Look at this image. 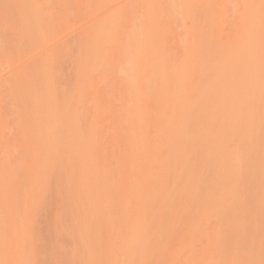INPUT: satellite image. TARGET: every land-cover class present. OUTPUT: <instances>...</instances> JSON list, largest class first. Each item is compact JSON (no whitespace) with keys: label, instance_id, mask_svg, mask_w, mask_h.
<instances>
[{"label":"rangeland","instance_id":"obj_1","mask_svg":"<svg viewBox=\"0 0 264 264\" xmlns=\"http://www.w3.org/2000/svg\"><path fill=\"white\" fill-rule=\"evenodd\" d=\"M228 101L264 113V0H0V264H85L87 254L106 264H190L205 242L186 245L178 234L197 223L207 233L234 229L219 264H264V116L258 126L232 118ZM152 161L165 169L144 172ZM91 174L92 187L108 191L104 206L93 201L84 222L65 225L84 197L77 179ZM133 189L146 212L129 202ZM71 224L79 235L67 242ZM90 230L97 243L75 252Z\"/></svg>","mask_w":264,"mask_h":264},{"label":"bare ground","instance_id":"obj_2","mask_svg":"<svg viewBox=\"0 0 264 264\" xmlns=\"http://www.w3.org/2000/svg\"><path fill=\"white\" fill-rule=\"evenodd\" d=\"M263 42V41H262ZM261 42V43H262ZM261 45H263V44H261ZM255 46V45H254ZM258 47H259V45H257ZM261 48V47H260ZM257 50V49H256ZM162 60V59H161ZM258 64V63H257ZM258 66V65H257ZM259 67V66H258ZM153 82V81H152ZM144 83V82H143ZM148 85H149V83H147ZM154 84V83H153ZM152 84V85H153ZM203 84V83H202ZM207 84V83H206ZM137 85V84H136ZM141 85V84H140ZM146 85V84H145ZM200 85V84H199ZM199 85H198V87H199ZM157 86V85H156ZM170 86V85H169ZM168 86V87H169ZM202 86V85H201ZM200 86V87H201ZM204 86H205V83H204ZM167 87V85L165 86L164 85V88H166ZM172 87V86H171ZM203 87V86H202ZM135 88V87H134ZM137 89H138V87H136ZM135 88V89H136ZM140 88H142V89H146V91H148L147 90V86L146 87H143V85L142 86H140L139 87V91H140ZM149 88V87H148ZM155 88V87H154ZM158 88H159V86H158ZM163 88V87H162ZM161 88V89H162ZM163 88V89H164ZM170 88V87H169ZM151 89V88H150ZM172 89V88H171ZM174 89V88H173ZM172 89V90H173ZM191 89H192V87H191ZM241 89V88H240ZM123 90V89H122ZM125 90H128L127 88L125 89ZM132 90L133 91H131V90H129V91H126V93H125V95H123L124 97H125V99L126 100H130L132 97L134 98L136 95H137V93L134 95L133 93H134V89L132 88ZM156 90V89H155ZM165 90V89H164ZM163 90V91H164ZM169 90V89H168ZM171 90V91H172ZM197 90V89H196ZM145 91V92H146ZM158 91V90H157ZM176 91V90H175ZM174 91V92H175ZM121 92V91H120ZM156 92V91H155ZM154 92V93H155ZM170 92V91H169ZM139 93V92H138ZM150 93H152V90H151V92H150V90H149V95H150ZM159 93V92H158ZM157 93V94H158ZM161 93V92H160ZM176 93V92H175ZM238 93H240V92H238ZM245 93H247V92H245ZM122 94V93H121ZM156 94V93H155ZM233 94V93H232ZM241 94V93H240ZM243 94V93H242ZM134 95V96H133ZM230 95H231V93H230ZM247 95V94H246ZM120 96H122V95H120ZM120 96H119V98H120ZM233 97V96H232ZM251 97V96H250ZM229 100V99H228ZM123 101H124V99H123ZM127 101V102H128ZM131 101H129V103H130ZM228 103H229V106L227 105L226 107H227V109L229 110V112L231 113V114H229V115H231L232 116V118H233V116L234 117H236V118H245V120H249V121H251V122H253V123H255V125H256V123L257 122H261V119H262V117L264 116V113L263 114H260V112L258 113L257 111H243V110H239V109H235V107L234 108H232L231 106H230V104H232V103H230L229 101H228ZM220 104H222V103H220ZM226 103H224V105H225ZM257 104V103H256ZM262 104V103H261ZM261 104H258V106L259 105H261ZM128 105V104H127ZM220 109H221V106H220ZM253 109V108H252ZM248 110V109H247ZM251 110V109H250ZM256 110V109H255ZM262 111H264L263 109H262ZM138 114V113H137ZM190 114V113H189ZM191 115V114H190ZM189 117V116H188ZM230 118V117H229ZM232 118H230V120L232 119ZM247 118V119H246ZM264 118V117H263ZM191 120V119H190ZM241 120V119H240ZM242 121V120H241ZM248 121V122H249ZM233 122V121H232ZM243 122H244V119H243ZM262 124H263V121H262ZM254 125V124H253ZM254 125V126H255ZM256 126H258V124L256 125ZM264 126V125H263ZM261 127H262V125H261ZM205 129V128H204ZM263 129V128H262ZM263 135V134H262ZM264 136V135H263ZM192 137V136H191ZM179 139V138H178ZM263 139H264V137H263ZM168 140H170V138L168 139ZM190 140V139H189ZM192 140H193V138H192ZM196 140V139H195ZM149 141H150V139H149ZM155 141V140H154ZM160 141V140H159ZM162 141V140H161ZM164 141H165V139H164ZM175 141V140H174ZM184 141V140H183ZM202 141V140H201ZM151 142H152V140H151ZM182 142V141H181ZM200 142V141H199ZM199 142H196V143H199ZM202 142H204V141H202ZM212 142V141H211ZM148 143H150V142H148ZM154 144H155V142H153ZM158 143V142H157ZM165 143H167V142H165ZM169 143V142H168ZM176 143V142H175ZM190 143V142H189ZM191 143H193V142H191ZM215 143V142H214ZM217 143H218V141H217ZM177 144H179V143H177ZM153 145V144H152ZM160 144H158V146H159ZM171 145H172V143H171ZM170 145V146H171ZM173 145H175V144H173ZM182 145H184V144H182ZM182 145H180V146H182ZM204 145H205V143H204ZM210 145H211V143H210ZM260 145V144H259ZM41 146V144H38L37 146H36V148H34L35 149V151H37V150H39L37 147H40ZM155 147L157 146V145H154ZM162 146H165L164 144L162 145ZM207 146V145H206ZM209 146V145H208ZM207 146V148H209ZM213 146H214V144H213ZM212 146V147H213ZM218 146V145H217ZM148 147H149V145H148ZM153 147V146H152ZM167 147H168V145H167ZM174 147V146H173ZM173 147H171V149L173 148ZM176 147H178V145L176 146ZM150 148V147H149ZM162 148V147H161ZM164 148V147H163ZM166 148V147H165ZM168 148H170V147H168ZM175 148V147H174ZM187 148V147H186ZM189 148H190V146H189ZM188 148V149H189ZM197 148V147H196ZM195 148V149H196ZM203 148H205V147H203ZM213 148H215V147H213ZM157 149V148H156ZM167 149V148H166ZM177 149V148H176ZM194 149V148H193ZM192 149V150H193ZM200 149V148H199ZM152 150H154V148L152 149ZM214 150H216V149H214ZM172 151V150H171ZM186 151V150H185ZM191 151V150H190ZM202 151H203V149H202ZM154 151H151V153H153ZM159 152V151H158ZM162 152V151H161ZM166 152V151H165ZM201 151H196L195 153L196 154H198L199 155V153H200ZM206 152V151H205ZM205 152H201L203 155H204V153ZM249 152V151H248ZM188 153V152H187ZM213 153H214V151H213ZM216 153V152H215ZM104 154V153H103ZM103 154H101V155H103ZM162 154H164V153H162ZM190 154V153H189ZM91 155V154H90ZM154 155H155V153H154ZM158 155V154H157ZM192 155H194L195 156V154L194 153H192ZM211 155H212V152H211ZM84 156H87V154L86 155H84ZM107 156V155H106ZM188 156V155H187ZM90 157H92V156H90ZM155 157H156V155H155ZM155 157H154V159H155ZM161 157V156H160ZM197 157V156H196ZM196 157H195V159H196ZM201 157V156H200ZM203 157V156H202ZM202 157L200 158V159H202ZM247 157V156H246ZM259 157H261V156H259ZM86 158H89V157H86ZM93 158V157H92ZM99 158V156L97 157V159ZM252 158V157H251ZM84 159V158H83ZM90 159V158H89ZM94 159V158H93ZM96 159V160H97ZM153 159V158H152ZM159 159V158H158ZM184 159V158H183ZM183 159H182V162H183ZM162 160V159H161ZM188 160H190V159H188ZM258 160V159H257ZM262 160V159H261ZM84 161V160H83ZM88 161V160H87ZM87 161H85V162H87ZM93 161V160H92ZM197 161H198V159H197ZM197 161H196V163H197ZM202 161V160H201ZM187 162V164H188V161H186ZM192 162V161H191ZM259 162H261L260 160H259ZM258 162V163H259ZM89 163V162H88ZM90 163H91V161H90ZM157 163H158V161H157ZM176 163H178V162H176ZM181 163V162H180ZM190 163V162H189ZM194 163H195V161H194ZM203 163H205V162H203ZM210 163V162H209ZM147 164V163H146ZM182 164V163H181ZM140 165V167H142L141 166V164H139ZM138 165V166H139ZM173 165H175V164H173ZM177 165V164H176ZM175 165V166H176ZM184 165V164H183ZM189 165V164H188ZM199 165H201V164H199ZM206 165V164H205ZM204 165V166H205ZM211 165V164H210ZM209 165V166H210ZM167 166V165H166ZM174 166V167H175ZM185 166V165H184ZM87 167V166H86ZM149 167H151V168H154L155 170H159V169H162L163 170V168L165 169V167L164 166H162L161 168L154 162V161H152V163H149V166L147 167H143L144 168V172H147V170H148V168ZM173 167V166H172ZM174 167H173V169H174ZM193 167V166H192ZM192 167H191V170H193L192 169ZM207 167V166H206ZM213 167H214V165H213ZM99 168V167H98ZM105 168V167H104ZM104 168H102V169H104ZM186 168V167H185ZM194 168V167H193ZM195 168L197 169V167L195 166ZM217 168V167H216ZM100 169V168H99ZM99 169H96L97 171L99 170ZM101 169V170H102ZM169 169V168H168ZM176 169V168H175ZM179 169V168H178ZM178 169H177V171H178ZM189 169V168H188ZM188 169H187V171H188ZM195 169V170H196ZM199 169H200V166H199ZM204 169H205V167H204ZM206 169H208V168H206ZM101 170H100V172H101ZM106 169H104V171H105ZM118 170V169H117ZM138 170V169H137ZM211 169H210V167H209V171H210ZM251 170V169H250ZM249 170V171H250ZM103 171V172H104ZM126 171V170H125ZM141 171H143V170H141ZM165 171V170H164ZM163 171V172H164ZM185 171V170H184ZM242 171V170H241ZM102 172V173H103ZM117 172V171H116ZM118 172H119V170H118ZM174 172V171H173ZM179 172V171H178ZM191 172V171H190ZM193 172V171H192ZM203 172H206V171H203ZM208 172V171H207ZM217 172H218V169H217ZM217 172L215 173V174H217ZM243 172V171H242ZM252 172V171H251ZM40 173V172H39ZM119 173H122V172H119ZM161 173H162V171H161ZM211 173V172H210ZM210 173H209V175H210ZM37 174V173H36ZM87 174V173H86ZM94 174H96V172L94 173ZM93 174V175H94ZM115 174V173H114ZM142 174H144L143 172H142ZM178 174V173H177ZM184 174V173H183ZM191 174V173H190ZM204 173H202V175H203ZM248 174V173H247ZM251 174L252 173H250V176H251ZM21 175V174H20ZM32 175V174H31ZM40 175V174H39ZM84 175V174H83ZM109 175V174H108ZM167 175V174H166ZM170 175V174H169ZM189 175V174H188ZM200 175H201V173H200ZM206 175V174H205ZM221 175V174H220ZM241 175V174H240ZM12 176V175H11ZM10 176V177H11ZM95 176V175H94ZM97 177H98V173H97V175H96ZM104 176V175H103ZM185 176V175H184ZM196 176V175H195ZM204 176V175H203ZM244 176V175H243ZM15 177V176H14ZM31 177V176H30ZM36 177V176H35ZM92 174L91 175H89L88 177H79L80 179H77V181H78V184L79 185H82L81 187H83V189H84V191H83V196L84 197H82L81 198V200L83 199V200H85L86 199V202H84L83 200L80 202V203H82L81 205H79V208H77V209H75V211L74 210H70L71 212H74V213H70V214H65L64 213V215L65 216H62L63 217V222H65V225H66V223H68V222H70V220H72L74 217H76L77 218V215L79 216L78 217V219H75V220H78L79 221V219H80V217H81V220L83 221V216H85L88 212H90V210H91V208H93V204H91L93 201H96L95 203L96 204H99V205H102V206H104L102 203H100L101 201H103V198L104 197H106L107 198V195L108 194H106L107 192H105V190H104V188H103V190L101 189V190H98V188L97 189H94L92 186H93V182H94V180H95V178H94V180L92 181ZM114 177V176H113ZM170 177H172L171 175H170ZM180 177V176H179ZM193 177H194V175H193ZM196 177H198V173H197V176ZM202 177V176H201ZM207 176H205L204 178H206ZM246 177V176H245ZM248 177V176H247ZM37 178H39V176H37ZM36 178V179H37ZM187 178V177H186ZM219 178V177H218ZM230 178V177H229ZM229 178L227 177V179L229 180ZM118 179V178H117ZM116 179V180H117ZM197 179V178H196ZM202 179V178H201ZM243 179V178H242ZM31 180H32V178H31ZM40 180V179H39ZM38 180V181H39ZM168 180H170V179H168ZM178 180V179H177ZM224 180V179H223ZM228 180H227V182H228ZM241 180V179H240ZM245 180V179H244ZM247 180V179H246ZM76 181V182H77ZM126 181V180H125ZM166 181V180H165ZM172 181H176V180H173V178H172ZM193 181H194V179H193ZM201 181H203V180H201ZM221 181V180H220ZM232 181V180H231ZM33 182H35L36 183V181H33ZM171 182V181H170ZM177 182V181H176ZM199 182V181H198ZM204 182H205V180H204ZM203 182V183H204ZM236 182V181H235ZM32 183V182H31ZM35 183H33V185H35ZM110 183V182H109ZM117 182H115V184H116ZM123 183V182H122ZM167 183V182H166ZM190 183V182H189ZM193 183V182H192ZM191 183V184H192ZM225 183V182H224ZM244 183V182H243ZM95 184V183H94ZM115 184H112V185H114V186H112L111 185V189H110V191L112 192V194H114L115 193V191H116V189H115ZM119 184V183H118ZM117 184V185H118ZM170 184V183H169ZM195 184V183H194ZM193 184V185H194ZM198 184V183H197ZM200 184V183H199ZM199 184H198V186H199ZM226 184V183H225ZM230 184H232V183H230ZM235 184V183H234ZM233 184V185H234ZM77 185V184H76ZM167 185V184H166ZM200 185H202V184H200ZM24 186V185H23ZM32 186V185H31ZM59 186V185H58ZM108 186V185H107ZM110 186V185H109ZM123 186V185H122ZM124 186H125V183H124ZM127 186H128V184H127ZM127 186H125L126 188H127ZM170 186V185H169ZM62 187V186H61ZM79 187V186H78ZM77 187V188H78ZM118 187V186H117ZM133 187V186H132ZM40 188V187H39ZM49 188H51V187H49ZM53 188V187H52ZM51 188V189H52ZM56 188V187H55ZM59 188V187H58ZM109 188V187H108ZM122 188V187H121ZM120 188V189H121ZM135 188H137V185H136V187ZM142 188V187H141ZM144 188V187H143ZM191 188V187H190ZM190 188H188V189H190ZM198 188V187H197ZM196 188V190H192V188H191V190L192 191H195V192H197V190L199 189H197ZM23 189V188H22ZM130 189V188H129ZM156 189V188H155ZM161 189V188H160ZM185 189V188H184ZM194 189V188H193ZM21 190V189H20ZM43 190V189H42ZM50 190V189H49ZM108 190V189H107ZM118 190V189H117ZM122 190V189H121ZM124 190V189H123ZM144 190V189H143ZM157 190V189H156ZM163 190V189H162ZM53 191H56V190H53ZM60 191V190H59ZM64 191V190H63ZM127 193H128V188H127ZM148 191V190H147ZM187 191V190H186ZM190 191V190H189ZM191 191V192H192ZM199 191V190H198ZM20 192V191H19ZM110 192V193H111ZM123 192V191H122ZM129 192H131V197H130V195L129 194H127V195H129L128 197H130V199H128V198H126V200L128 199L129 200V202L131 201L132 202V204L131 203H129V202H127V203H129V204H131L135 209H138L139 210V212H140V210H144L145 209V212H146V209L147 208H145L144 206H142L141 205V203H140V200H141V192L138 190V189H133L132 191H130L129 190ZM161 192V191H160ZM181 192V191H180ZM195 192H193V194H195ZM222 192H223V190H222ZM27 193V191L25 192V191H23V192H21L20 193V199H22L23 201H26L25 202V206H27L26 205V203H27V200H25V196L27 195L26 194ZM41 193H43V192H41ZM117 193V192H116ZM163 193V192H162ZM186 193V192H185ZM198 193V192H197ZM201 193H203V191L201 192ZM207 193V192H206ZM219 193H221V192H219ZM18 194V193H17ZM30 193H28V196H30L29 195ZM50 194V193H49ZM49 194H47V195H49ZM56 194V193H55ZM146 194V193H145ZM159 194V193H158ZM178 194V193H177ZM176 194V195H177ZM183 194H184V192H183ZM189 194V193H188ZM208 194V193H207ZM59 195V194H58ZM63 195V194H62ZM115 195V194H114ZM160 195V194H159ZM165 195V194H164ZM185 195V194H184ZM187 195V194H186ZM203 195V194H202ZM201 195V196H202ZM205 195V194H204ZM109 196H113V195H109ZM116 196H117V194H116ZM143 196H144V193H143ZM149 196V195H148ZM155 196V195H154ZM178 196H180L179 194H178ZM193 196V195H192ZM201 196H200V198H201ZM218 196V195H217ZM44 197V196H43ZM50 197H51V194H50ZM49 197V198H50ZM157 197V196H156ZM166 197H167V195H166ZM185 197V196H184ZM187 197V196H186ZM194 197H198V196H194ZM208 197H211V196H209L208 195ZM207 197V198H208ZM47 199H48V197H46ZM45 198V199H46ZM85 198V199H84ZM155 198V197H154ZM160 198V197H159ZM165 198V197H164ZM172 199L173 198H175V196L174 197H171ZM177 199H178V197H176ZM181 198H183L182 196H181ZM190 198H192V197H190ZM196 198H195V200H196ZM203 198V197H202ZM215 198V197H214ZM63 199V198H62ZM105 199V198H104ZM111 199V198H110ZM123 199V198H122ZM121 199V200H122ZM162 199V198H161ZM168 199V198H167ZM185 199V198H184ZM184 199H183V201H184ZM189 198H187L186 200H188ZM194 199V198H193ZM217 199H218V197H217ZM50 200H51V198H50ZM80 200V199H79ZM125 200V199H124ZM157 200V199H156ZM160 200V199H159ZM176 200V199H175ZM198 200V199H197ZM200 200V199H199ZM203 200V199H202ZM23 201H21L22 203H24ZM42 201V200H41ZM45 201V200H44ZM142 201V200H141ZM176 201H180V200H176ZM207 201H208V199H207ZM219 201V200H218ZM48 202H50V201H48ZM164 202H165V199H164ZM163 202V203H164ZM170 203H172L171 202V200L169 201ZM187 202V201H186ZM192 202H194L193 200H192ZM202 202V201H201ZM211 202V201H210ZM41 203H46L47 205H45V206H47L48 207V203H47V200H46V202H41ZM40 203V204H41ZM104 203V202H103ZM126 203V204H127ZM166 203H168V202H166ZM175 203V202H174ZM188 203V202H187ZM205 203V202H204ZM29 204V203H28ZM50 204H51V202H50ZM186 204V203H185ZM184 204V205H185ZM192 204V203H191ZM190 204V205H191ZM194 204H195V202H194ZM197 204V203H196ZM21 205H23V204H21ZM31 205V204H30ZM77 205V206H78ZM91 205H92V207H91ZM99 205H97L98 207H99ZM106 205H107V203H106ZM168 205V204H167ZM180 206H181V204H179ZM219 205V204H218ZM34 206H36V205H34ZM34 206H32L31 205V207H27V210H25V212L26 213H28L27 215H31V213L33 214V212L35 211V209L37 210L38 208L37 207H34ZM95 206V205H94ZM151 206V205H150ZM160 206H161V202H160ZM186 206H188V205H186ZM193 206H195V205H193ZM201 206V205H200ZM21 207H24V205L23 206H21ZM108 207V206H107ZM154 207V206H153ZM159 207V206H158ZM162 207L163 206H161V207H159V208H161L162 209ZM167 207V206H166ZM166 207H163L164 208V212H165V208ZM50 205H49V210H50ZM65 208V207H64ZM170 208V207H169ZM189 208H191V207H189ZM193 208V210H194V207H192ZM45 209H46V207H45ZM45 209H43V210H45ZM48 209V208H47ZM156 209H157V206H156ZM180 209V208H179ZM182 209V208H181ZM186 209V208H185ZM196 209V208H195ZM200 209V208H199ZM43 210L41 209V211L43 212ZM51 210H52V208H51ZM93 210V209H92ZM95 210V209H94ZM97 208H96V212H97ZM104 210V209H103ZM109 210V209H108ZM158 210V209H157ZM160 210V209H159ZM182 210H184V209H182ZM188 211H186V212H189V209H187ZM22 211V210H21ZM99 211H100V208H99ZM135 211V210H134ZM163 211V210H162ZM161 211V212H162ZM166 211H167V209H166ZM191 211V210H190ZM36 212V211H35ZM34 212V213H35ZM47 212H49V211H47L46 210V212H44V213H47ZM68 212V211H67ZM93 213H94V211H92ZM103 212V211H102ZM106 212V211H105ZM104 212V213H105ZM110 212H111V209H110ZM138 212V211H137ZM149 212V211H148ZM154 212V211H153ZM152 212V213H153ZM197 212H198V210H197ZM21 213V212H20ZM103 213V214H104ZM107 213H108V211H107ZM150 213H151V210H150ZM158 213H160V212H157V214ZM163 213V212H162ZM193 213H194V211H193ZM196 213V212H195ZM89 214V213H88ZM111 214V213H110ZM136 214V213H135ZM155 214V213H154ZM165 214V213H164ZM196 214H198V213H196ZM29 215V216H30ZM97 215H99L100 216V219H101V217L103 218V215L102 214H98V212H97ZM102 215V216H101ZM104 215H106V214H104ZM146 215H147V213H146ZM146 215H144V217L146 216ZM199 215V214H198ZM32 216V215H31ZM48 216V215H47ZM56 216V215H55ZM54 216V217H55ZM89 216V215H88ZM91 216L92 217H94L95 216V214H93L92 215V213H91ZM90 216V217H91ZM155 216V215H154ZM153 216V217H154ZM157 216H159V214L157 215ZM160 216H161V214H160ZM176 216H178V215H176ZM33 217H35V215H33L32 216V219H33ZM62 217H60V219L62 218ZM89 217V218H90ZM98 217V216H97ZM97 217H95V218H97ZM105 218H106V216H104ZM109 217V216H108ZM150 217H152V216H150ZM162 217H164L165 218V216H161V218ZM175 217V216H174ZM57 218V217H56ZM111 218H113V217H111ZM154 218H156V217H154ZM173 218V217H172ZM178 218V217H177ZM200 218H201V216H200ZM60 219H59V221H60ZM129 219V218H128ZM147 219V218H146ZM158 219V218H157ZM167 219H169V218H167ZM86 220V219H85ZM102 220V219H101ZM148 220V219H147ZM152 220H153V218H152ZM162 220V219H161ZM160 220V222H162ZM174 220V219H173ZM172 220V222L173 223H169V224H171V226L173 225V226H176L175 225V221H173ZM196 220V219H195ZM58 221V220H57ZM94 221H96L95 219H94ZM105 221H106V219H105ZM105 221H104V223H105ZM150 221H151V219H150ZM155 221V223H156V221L158 222V220H154ZM165 221H166V219H165ZM84 222V221H83ZM83 222H80V224L81 223H83ZM98 222H100V223H98V225L99 224H101V221H98ZM107 222V221H106ZM153 222V221H152ZM179 222V221H178ZM60 223H62L61 221H60ZM79 223V222H78ZM95 223V222H94ZM109 223V222H108ZM130 223H131V221H130ZM155 223H153L154 225H155ZM166 224H167V222H165ZM80 224H78V226L80 225ZM97 224V223H96ZM95 224V225H96ZM144 224V223H143ZM148 224V223H147ZM146 224V225H147ZM153 224L151 223V225L153 226ZM159 224V223H158ZM177 224V223H176ZM64 225V226H65ZM69 225H70V223H69ZM74 225V224H73ZM102 225H103V223H102ZM125 225V224H124ZM146 225H144V226H146ZM150 225V226H151ZM160 225V224H159ZM61 226V225H60ZM68 226V225H67ZM77 225H75V227H76ZM78 226H77V229H78ZM82 226V225H81ZM85 226V225H84ZM87 226V225H86ZM92 226H94V225H92ZM91 226V227H92ZM100 227L99 228H101V225H99ZM157 226V225H156ZM167 226H168V224H167ZM70 228H68V227H66V229H69V230H67L68 232H67V234H66V236H65V238L66 237H69V239H67L66 238V241L68 242L69 240H72V238H74V236H76L77 238H78V233L75 235V227L74 226H72V224H71V226H69ZM83 227V226H82ZM97 227V228H96ZM110 227V226H109ZM142 227V226H141ZM158 227V226H157ZM156 227V228H157ZM161 227V226H160ZM233 227V226H232ZM61 227H59V230H61L60 229ZM93 228V227H92ZM95 228L96 229H99L98 228V226H95ZM102 228H105V227H103L102 226ZM101 228V229H102ZM147 228H150L149 226L147 227ZM146 228V229H147ZM155 228V229H156ZM159 228V227H158ZM166 228V227H165ZM167 228H169V227H167ZM228 228V227H227ZM58 229V228H57ZM56 229V230H57ZM65 229V230H66ZM81 229V228H80ZM121 229V228H120ZM140 229V228H139ZM146 229H145V231H146ZM153 229V228H152ZM160 229V228H159ZM175 229V228H174ZM191 229V228H190ZM225 229V228H224ZM28 230H30V229H28ZM27 230V231H28ZM56 230H54L55 231V234H56ZM58 230V231H59ZM65 230H63L62 231V233H63V235H64V233L66 232ZM83 230H85L84 228H83ZM87 230H88V228H87ZM95 230V229H94ZM93 230V231H94ZM106 230V229H105ZM150 230H151V228H150ZM234 229L233 228H229V229H225V230H223L222 231V229L221 230H217V232H216V230H215V233H207V232H205V230L204 231H202L199 227H198V223H197V225H195V226H193L192 227V229L191 230H188L187 229V231H185V230H183L182 232L181 231H179L178 230V226H177V233H178V231H179V240H180V242L181 243H185L186 245L188 244V243H196V242H199V243H201V245L204 243V245L206 244V243H208V245L206 246H200L199 248V250H197V251H199L198 253V257H197V260L196 259H194V262L193 263H190V264H219L220 262H222V261H225L226 259H227V257L231 254V253H229V254H225L224 253V255H222V253L225 251V250H223L222 251V248H226V250L228 251V249L232 246V240H233V234H234V231H233ZM31 231H32V229L30 230V233H31ZM57 231V232H58ZM77 231V230H76ZM79 231V230H78ZM91 231V230H90ZM90 231H88L89 232V234H87L88 236V239H81L80 238V240L79 239H77V240H74V241H76V246H77V248H76V250L77 251H75V252H77V253H79L80 251H81V249H86L87 247L86 246H88V248H90L89 246L91 245H94L95 243H97V242H95L94 241V239H95V237H94V234H96V233H94L93 234V232H92V234H91V232ZM96 231V230H95ZM103 231V230H102ZM123 231H125L124 229H123ZM132 231V230H131ZM144 231V232H145ZM149 231V230H148ZM159 231V230H158ZM163 231V230H162ZM176 231V230H175ZM29 232V231H28ZM27 232V233H28ZM80 232V231H79ZM97 232H98V234H102V232H100L99 233V231L97 230ZM108 232V231H107ZM127 232V231H126ZM142 232V231H141ZM151 232V231H150ZM170 232V231H169ZM26 233V234H27ZM61 233V231L60 232H58V234H60ZM85 233H87V231H85ZM84 233V234H85ZM153 234H154V232H152ZM151 233V234H152ZM165 233H167V232H164L163 233V235H166ZM171 233V232H170ZM173 233H175V232H173ZM173 233H172V235H173ZM176 233V234H177ZM134 234V233H133ZM132 234V235H133ZM140 234V233H139ZM146 234V233H145ZM151 234H150V236H151ZM152 234V235H153ZM175 234V235H176ZM157 235V234H156ZM161 235V234H160ZM170 236H172L171 234H169ZM26 236V235H25ZM62 235H59L58 236V238L61 240L62 239V237H61ZM91 236H93V240H92V238H91ZM99 236V235H98ZM101 236V235H100ZM147 236H149V235H146V237ZM154 236H155V234H154ZM159 236V235H158ZM28 237H30L29 236V234H28V236H27V238ZM54 237H55V235H54ZM64 237V236H63ZM80 237V236H79ZM85 237V235L82 237V238H84ZM156 237V236H155ZM161 237V236H160ZM53 238V237H52ZM52 238H51V240H52ZM58 238H55V239H58ZM144 238V237H143ZM148 238V237H147ZM162 238V240H163V238H164V236L163 237H161ZM99 239H100V237H99ZM152 239V238H151ZM159 239V238H158ZM171 239V238H170ZM173 239H175V237L173 238ZM172 239V240H173ZM60 240H57L58 241V243L57 244H59V241ZM97 240H98V238H97ZM150 239H148V241H149ZM165 240V239H164ZM56 241V240H55ZM62 241V240H61ZM61 241H60V243H61ZM63 241H64V239H63ZM65 241V242H66ZM116 241V240H115ZM134 241H135V239H134ZM169 242V237H168V240H166V242ZM171 241V240H170ZM65 242H63V243H65ZM114 242V241H113ZM140 242V241H139ZM157 242V241H156ZM167 242V243H168ZM175 242V241H174ZM177 242H179L178 240H177ZM129 243V242H128ZM138 243V242H137ZM141 243H142V241H141ZM162 243V242H161ZM55 244V242H53V245ZM56 244V245H57ZM66 244V243H65ZM88 244V245H87ZM131 244H133V243H131ZM148 244V243H147ZM154 244H156V243H154ZM169 244V243H168ZM171 244V243H170ZM180 244V243H179ZM185 244H183V246L185 245ZM53 245H50L51 247L53 246ZM61 245V244H60ZM70 245V244H69ZM73 245H74V243L72 242V247H73ZM79 245V246H78ZM100 245H101V243H100ZM99 245V246H100ZM130 245V244H129ZM140 245H142V244H140ZM185 245V246H186ZM193 245V244H192ZM49 246V247H50ZM97 246V245H96ZM98 246V247H99ZM113 246V245H112ZM128 246V245H127ZM132 246V245H131ZM154 246V245H153ZM157 246V245H156ZM156 246H154V247H156ZM161 246V245H160ZM173 246V245H172ZM176 246V244H174V246L173 247H175ZM184 246V247H185ZM75 247V246H74ZM105 247H106V245H105ZM104 247V248H105ZM123 247H125V246H123ZM137 247V246H136ZM192 247H195V246H192ZM203 247H210V250L208 249V250H206V249H204ZM53 248V247H52ZM55 248H56V246H55ZM71 248V247H70ZM69 248V249H70ZM101 248H102V246H101ZM122 248V247H121ZM129 248H133V247H129ZM183 248V247H182ZM196 248V247H195ZM220 248H221V250H220ZM45 249V248H44ZM54 249V248H53ZM58 249V248H57ZM94 249V248H93ZM96 249V248H95ZM95 249L93 250V252L95 251ZM160 249V248H159ZM45 250H47V249H45ZM73 250V249H72ZM80 250V251H79ZM87 250H89V249H87ZM90 250H92L91 248H90ZM171 250H173V249H171ZM206 251V253H205V251ZM229 250H231V249H229ZM55 250H53V252H54ZM57 251V250H56ZM58 251H59V249H58ZM69 251V250H68ZM79 251V252H78ZM100 251V250H99ZM124 251V250H123ZM181 251V250H180ZM222 251V253H221V255H220V252ZM226 251V252H227ZM70 252H71V249H70ZM75 252H74V250H73V253L75 254ZM84 253H85V251H83ZM89 252V251H88ZM87 251H86V253H88ZM98 252V251H97ZM108 252H109V250H108ZM131 252V251H130ZM135 252V251H134ZM171 252V251H170ZM169 252V253H170ZM195 252V251H194ZM230 252V251H229ZM51 253V252H50ZM68 253V252H67ZM66 253V254H67ZM72 253V252H71ZM82 253V252H81ZM80 253V254H81ZM86 253H85V255H86ZM96 253V252H95ZM110 253V252H109ZM128 253H129V251H128ZM127 253V254H128ZM228 253V252H227ZM54 254V253H53ZM53 254H51L52 255V258H53ZM73 254V255H74ZM122 254H123V252H122ZM122 254H121V256H122ZM130 254V253H129ZM134 254V253H133ZM195 254V253H194ZM69 255V254H68ZM67 255V258L69 259V256H71V254L68 256ZM73 255H72V257H73ZM79 255V254H78ZM82 255H84V254H81V256H80V258L82 257ZM84 255V256H85ZM227 255V256H226ZM44 256V255H43ZM55 256V255H54ZM90 256V255H89ZM89 256H88V254H87V256H86V258L85 259H87V261L85 260V264H106V262L104 261V260H98V261H91L92 259H94L93 257L91 258V259H89ZM126 256V255H125ZM131 255H129V256H127V258L128 257H130ZM195 256H197V255H195ZM224 256H225V258H224ZM45 257H47V256H45ZM44 257V258H45ZM51 257V256H50ZM56 257V256H55ZM71 257V258H72ZM78 257V256H77ZM77 257L75 256L74 257V259H77ZM101 257V256H100ZM99 257V258H100ZM104 257L105 256H103V258H101V259H104ZM148 257V256H147ZM165 257V256H164ZM48 258V257H47ZM51 258V260H54V259H52ZM57 258V257H56ZM79 258V257H78ZM83 258V257H82ZM125 258V257H124ZM123 258V259H124ZM126 258V259H127ZM131 258H133V256L131 257ZM168 258V257H167ZM119 259H121V258H119ZM130 259V258H129ZM129 259H127V261H129ZM149 259V258H148ZM187 259V258H186ZM41 260V259H40ZM49 260V259H48ZM72 260V259H71ZM95 260V259H94ZM144 260V259H143ZM146 260H147V258H146ZM154 260V259H153ZM35 261V260H34ZM75 261V260H74ZM82 261H84V260H82ZM108 262H110L109 261V259L107 260ZM114 261V260H113ZM151 261V260H150ZM187 261H188V259H187ZM201 261V262H200ZM70 262V261H69ZM68 262V263H69ZM76 262H78L79 263V260L78 261H76ZM81 262V261H80ZM145 262V261H144ZM143 262V263H144ZM148 262H149V260H148ZM153 262V261H152ZM189 262V261H188ZM192 262V261H191ZM72 263H74V262H72ZM82 263V262H81ZM116 263H117V261H116ZM120 262H118V264H119ZM122 263H123V260H122ZM128 263V262H127ZM184 263V262H183ZM182 263V264H183ZM185 263H186V261H185ZM80 264V263H79ZM114 264V263H113ZM124 264V263H123ZM130 264V263H129ZM134 264V263H133ZM149 264H151V263H149ZM153 264V263H152Z\"/></svg>","mask_w":264,"mask_h":264}]
</instances>
